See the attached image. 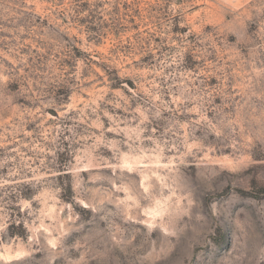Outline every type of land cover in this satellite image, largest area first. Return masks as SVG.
<instances>
[{
  "label": "clouds",
  "instance_id": "clouds-1",
  "mask_svg": "<svg viewBox=\"0 0 264 264\" xmlns=\"http://www.w3.org/2000/svg\"><path fill=\"white\" fill-rule=\"evenodd\" d=\"M120 3L0 25V201L25 214L0 216V264H264V0H133L131 51Z\"/></svg>",
  "mask_w": 264,
  "mask_h": 264
},
{
  "label": "rangeland",
  "instance_id": "rangeland-1",
  "mask_svg": "<svg viewBox=\"0 0 264 264\" xmlns=\"http://www.w3.org/2000/svg\"><path fill=\"white\" fill-rule=\"evenodd\" d=\"M52 0H0V25H9L12 22L16 23H22L23 20L30 15H36L39 13L40 9L37 7L38 4L43 3L45 6H47L48 3H51ZM73 2H77L78 0H73ZM133 0H121V3L113 8V12L117 14L118 17H122L126 23H116L112 29V36L113 38H119L120 41L124 45V49H127L128 51H131V46L136 42L137 34L139 32L144 31V28L142 26L141 18L143 15V9L142 8H136L134 11H130L131 5ZM88 4L82 3L79 4V8L81 9H87ZM97 7H103L102 4H98ZM199 7V5H198ZM5 8L9 9L8 12L5 11ZM31 9H35V12L30 11ZM92 20L94 21L96 19V16L93 13L89 14ZM87 18H85L86 20ZM85 20H80V23H85ZM67 20H64V23H67ZM75 22V20H74ZM215 23H222L221 20L215 21ZM131 26L130 31H126L128 27ZM104 27H108L107 24L104 25ZM207 28L212 27V25H207ZM88 31L92 33H99V29L93 24L89 23ZM175 31V29H174ZM182 31H187V29H183ZM67 39V37H65ZM228 39H231V37L226 36L225 42H227ZM90 41L95 40L96 43L99 45L101 43L109 44L110 42L107 40V37L104 41H101L97 35H93L89 37ZM218 56H220V50L217 48ZM159 55V53H157ZM139 59V58H138ZM147 59V58H144ZM189 61L191 62V58H189ZM113 71H116L114 69ZM114 81L117 83H113L111 85V90L108 92V95L105 97V100L118 102V97L115 95L119 91L118 82L120 80L119 76L112 77ZM129 88L135 90L136 85L132 82L131 79L127 81ZM220 83L217 76L215 74H209L207 84L209 87H213L216 84ZM127 95H131V93H127ZM87 96V93L85 94ZM216 103H219V100L216 101ZM102 107H106L109 110V114H114L115 116H119L121 119H123L126 116H130L128 112H125L123 110V107L121 108H113L112 104L109 103L107 105H102ZM133 107H135V104H133ZM48 114L50 116H56L57 113L49 109ZM165 116L168 115V113L164 114ZM106 120V118H105ZM51 123V121H49ZM166 125L165 120H159L154 123H152L149 127L151 129H155L157 131V134L164 131ZM108 123L105 122V127H108ZM33 127L30 125V128ZM123 127V125H121ZM67 134V133H66ZM109 137L112 136V133L108 134ZM102 154H108L105 152V150L101 149ZM66 155L60 154L59 160L57 161L56 167L63 168L66 166ZM0 195H3V193H0ZM24 195H28L27 192L24 193ZM0 206L4 208V212H0V216H3L6 212L8 214V219L10 221L8 232L10 234H17L20 235L24 234V225L23 223L17 224L15 223L16 220H23L24 213H21L19 208L16 206V197L15 196H5L3 201H0ZM42 253H37L39 264H44L43 260H40L39 258L42 256ZM222 264H227L226 261L222 262Z\"/></svg>",
  "mask_w": 264,
  "mask_h": 264
}]
</instances>
